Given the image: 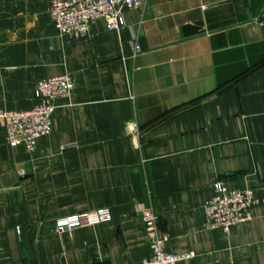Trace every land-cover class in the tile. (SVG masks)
<instances>
[{"label":"crops","instance_id":"0c3cea01","mask_svg":"<svg viewBox=\"0 0 264 264\" xmlns=\"http://www.w3.org/2000/svg\"><path fill=\"white\" fill-rule=\"evenodd\" d=\"M48 2L0 0V110L32 108L42 79L74 84L34 156L0 123V264H141L149 206L186 264H264V0H146L85 39L58 35ZM216 182L263 200L227 234L202 228Z\"/></svg>","mask_w":264,"mask_h":264},{"label":"built area","instance_id":"2783aa9c","mask_svg":"<svg viewBox=\"0 0 264 264\" xmlns=\"http://www.w3.org/2000/svg\"><path fill=\"white\" fill-rule=\"evenodd\" d=\"M146 0H49L48 15L58 35H73L85 39L90 27L97 20H104L106 31L119 34L124 26L123 13L142 9ZM74 88L70 74L42 79L36 83V103L29 110H0V123L5 140L10 146H23L29 156H34L39 140L49 135L56 110V101L69 99ZM20 175H24L20 171ZM263 200L250 191L228 189L223 183L211 186L209 197L201 207L202 228L205 231L220 229L228 233L233 226L250 221V208ZM143 230L149 241V257L141 264H186L193 253L171 254L167 251L168 236L162 230L159 217L151 206L140 215ZM111 220L109 209H99L54 221L58 234L81 228L93 227Z\"/></svg>","mask_w":264,"mask_h":264}]
</instances>
